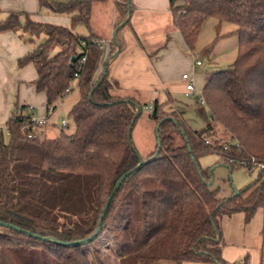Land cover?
Segmentation results:
<instances>
[{
  "label": "trees",
  "instance_id": "obj_1",
  "mask_svg": "<svg viewBox=\"0 0 264 264\" xmlns=\"http://www.w3.org/2000/svg\"><path fill=\"white\" fill-rule=\"evenodd\" d=\"M38 1L41 8L66 15L69 26L9 14L0 22V34L13 32L29 43L45 37L16 64L34 67L33 86L44 94L46 108L54 110L74 86L79 99L67 114L74 126L70 135L27 139L21 130L27 119L19 113L24 106L15 108L0 130V223L12 227L0 226V264H94L87 247L105 233L117 244L119 264H224L223 218L242 213L249 221L260 210L264 233L261 175L230 197L218 198V190L210 187L211 173L206 175L199 164L202 155L215 150L234 161L228 164L230 171L242 159L264 163V0H169L173 26L188 53L206 19L235 26V60L206 76L201 89L210 119L233 143L226 151L206 143L213 127L190 129L178 111H166L175 102L166 94L163 102H152L151 118L161 122L158 153L156 145L114 195L117 181L139 164L131 132L141 106L132 96L113 94L118 85L108 66L92 78L100 46L90 32L80 31H89L91 3ZM116 7L115 29L128 25L131 14L125 5ZM120 30L115 35L118 50ZM110 196L99 233L84 242L96 232ZM74 242L78 244L64 245Z\"/></svg>",
  "mask_w": 264,
  "mask_h": 264
},
{
  "label": "crops",
  "instance_id": "obj_2",
  "mask_svg": "<svg viewBox=\"0 0 264 264\" xmlns=\"http://www.w3.org/2000/svg\"><path fill=\"white\" fill-rule=\"evenodd\" d=\"M48 1L55 4L91 3L89 31L85 32L83 29L81 32H90L100 46L92 78L96 80L105 66H108L110 79L118 85L114 95H146L154 101L159 99L160 95L166 98V94H169L175 101L173 106L177 102L175 96L184 95L185 84L181 75L193 72L196 66L190 60L181 36L173 26L169 0ZM116 3L131 9V15L130 23L122 27L118 35L121 49L118 50L117 56L112 58L118 49L113 44L118 20ZM9 14L29 15L35 22L61 27H68L70 24L66 15L41 8L38 0H0V22ZM20 20L23 22L24 16H21ZM43 38L45 39L44 36ZM37 40L29 43L13 32L0 34V130L4 129L11 112L17 107H32L39 116L46 114L45 96L43 93H37L33 86L36 79L34 67L30 64L18 68L16 64L18 59L39 44L36 43ZM142 40L146 44H143ZM196 85L195 77V87L202 89L203 83ZM51 116L41 130L45 140L54 139L47 138L54 128V124L50 122ZM221 257L225 261L223 248ZM248 257L246 254L247 264Z\"/></svg>",
  "mask_w": 264,
  "mask_h": 264
},
{
  "label": "rangeland",
  "instance_id": "obj_3",
  "mask_svg": "<svg viewBox=\"0 0 264 264\" xmlns=\"http://www.w3.org/2000/svg\"><path fill=\"white\" fill-rule=\"evenodd\" d=\"M234 30L235 26L233 24L222 23L219 25L213 18H208L203 22L194 51L188 55L193 63H200V66L194 68L191 72L195 75L198 86L203 83L206 76L227 69L235 60L238 39L233 34ZM41 37L38 38L36 43H42L45 40L43 36ZM143 44H146L145 41H143ZM200 94L201 90L196 87L191 98H187L185 95L175 96L176 104L174 106L173 104L166 105L165 109L167 112L172 109L178 111L182 120L192 130L201 131L207 125L213 127V134L206 139L210 142V145L213 144L218 147L224 142L233 143L220 125L210 119L207 109L198 104ZM162 96L158 97L159 102L166 99ZM133 98L140 104L141 112L133 126L131 142L138 159L144 162L156 147V123L151 118L153 101L146 95H136ZM78 99L79 93L74 86L73 90L63 98L52 113L50 122L54 124V128L47 138H58L61 134L70 135L73 133L74 126L69 121L67 114ZM62 120L66 121L68 127L61 129ZM221 156L215 150L199 158V164L206 175H209V173L212 175L210 187L213 191L218 190V198H228L233 192H239L257 180V170H249L246 167L239 166L230 171L227 160ZM262 221L260 210L249 221H246L242 213H234L230 217L223 218L221 232L224 264H237L246 257V254L249 256L248 264H264ZM86 254L94 264H119L117 244L111 234L108 233H105L94 244L87 247ZM158 264L203 263L162 261Z\"/></svg>",
  "mask_w": 264,
  "mask_h": 264
},
{
  "label": "built area",
  "instance_id": "obj_4",
  "mask_svg": "<svg viewBox=\"0 0 264 264\" xmlns=\"http://www.w3.org/2000/svg\"><path fill=\"white\" fill-rule=\"evenodd\" d=\"M84 45V44H83ZM85 62V56L81 57L79 63H78V69H80V66ZM194 66L198 67L200 66L199 62H194L193 63ZM75 77L76 74H75ZM181 80L184 82L185 84V89H184V95L187 98H191L194 95V92L196 90L195 87V76L193 73H184L181 75ZM69 93V90L65 91L64 97ZM198 104L201 107H206V103L205 100L202 96V93L200 94V97L198 99ZM53 108L52 107H48L46 108V114L44 116H39L34 112V108L32 107H25V109H22L19 111V113L26 117L27 119V125L23 126L21 128V130L24 132L25 137L27 139H42V128L44 127V125L47 122L48 117H50L53 113ZM61 127L62 128H66L67 127V123L65 120L61 121ZM6 131V130H5ZM8 134V132L6 131V135ZM206 143L210 142L208 140H206ZM230 145V143H222L221 149L223 151H226L228 146ZM228 164H232L234 161L232 159H228L227 160ZM237 166H242V167H246L249 170H257L258 174L261 175L262 180H264V163H259L257 162L254 158H250L249 160H239L236 162ZM237 264H247L246 259H242L239 263Z\"/></svg>",
  "mask_w": 264,
  "mask_h": 264
},
{
  "label": "water",
  "instance_id": "obj_5",
  "mask_svg": "<svg viewBox=\"0 0 264 264\" xmlns=\"http://www.w3.org/2000/svg\"><path fill=\"white\" fill-rule=\"evenodd\" d=\"M130 15H131V14H129L128 17H130ZM124 24H125V23H122V24H121L120 26H118V27L115 29V31H114V35H113V44H114L115 46H116V44H115V35H116V32H117L120 28L124 27ZM117 48H118V47H117ZM117 54H118V49H117V51L112 55V58H115V57L117 56ZM72 60H73V59H72ZM151 117H152V118H155V110H154V109H152ZM209 117H211L210 114H209ZM160 124H161V122L157 123V124H156V128H155L156 145H157V151L155 152V155L158 153V150H159V148H160V143H159V139H158V128H159V125H160ZM143 164H144V162H142L141 160H139V164L135 167L134 170L130 171L129 173H127V174H125V175H123V176L117 181V183H116V185H115V187H114V189H113V191H112V195L115 194V192L117 191V189H118L119 185L121 184V182H122L126 177H128L130 174H132L133 171L139 169ZM111 199H112V196H110V197L107 199L106 204H105V206L103 207L102 215H101V217H100V220H99V223H98V228H97L96 232L94 233V235H93L91 238L86 239L84 242H90V241L93 240V239L97 236V234L99 233L100 228H101V225H102V221H103V219H104L105 213H106V211H107V208H108V205H109ZM0 226H5V227H8V228H12L10 225H4V224H1V223H0ZM13 229L18 230L17 228H13ZM18 231H19V230H18ZM20 231H21V230H20ZM36 238L39 239V237H36ZM44 241H48V239H47V238H44ZM75 244H78V242L67 243V244H64V245H75Z\"/></svg>",
  "mask_w": 264,
  "mask_h": 264
}]
</instances>
